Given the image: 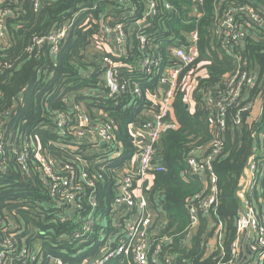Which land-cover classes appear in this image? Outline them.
<instances>
[{
    "label": "trees",
    "instance_id": "1",
    "mask_svg": "<svg viewBox=\"0 0 264 264\" xmlns=\"http://www.w3.org/2000/svg\"><path fill=\"white\" fill-rule=\"evenodd\" d=\"M168 4L171 9L166 10ZM247 5L262 15L260 24L247 17L238 18L247 35L242 49L222 47L218 36L213 34L216 16L228 8ZM143 4H141L142 8ZM0 8H8L6 18V41L0 44V116L2 115L5 145L0 155V241L12 236L21 246L39 247L37 264H47L52 257L68 264H81L101 255L108 246L101 240L114 232L111 217L116 212L113 203L117 180L121 169L138 150L131 135L132 130L142 126L146 116L143 110L150 101L147 95H155L159 85L160 71L150 76L142 75L135 60L142 55L138 49L137 31L132 24L141 17L129 18L130 35L126 36L124 54L114 61L124 60L126 65L118 67V76L138 84L141 95L135 98L124 94L116 99L104 95L101 55L88 54L92 43L101 45V15L111 20L110 24L123 23L122 9L101 0H56L42 2L33 7L32 0H3ZM195 15L190 16L192 11ZM73 20L65 39L56 53L50 46L34 44L51 31ZM127 33V28H124ZM153 49L150 53L162 58V69L173 64L170 50L185 40L184 34H198L199 56L179 74V86L173 101V116L177 127L167 130L161 137L154 155L153 164L162 171L152 172L153 184L144 189L149 209L154 213L150 225V254L162 238L161 250L148 264H218L231 257V245L236 240L235 223L243 202L238 197L240 182L255 152L259 135L264 132V0H160L158 12L142 28ZM181 45V44H180ZM32 51L28 53L27 48ZM238 68L256 72L257 78L251 87H243L242 99L231 104L224 116V128L219 129L215 115L206 104V97L225 89L226 74ZM206 70L202 75L201 71ZM188 96L194 103L188 106ZM73 101H70V99ZM82 105L85 113L94 120H103L102 115L114 121L116 138L121 144L117 158L110 159L104 146L76 142L71 137H61L56 132L52 115L69 112L70 104ZM258 104L257 115L252 109ZM248 105V109L243 108ZM32 142V144H31ZM218 142V152L211 162L216 181L217 204L208 215L198 210L196 225L191 229L190 205L197 206L209 191L208 175L191 174L187 158H201L212 152L213 143ZM28 144L25 169L17 162L16 149ZM35 145V147H31ZM13 146V147H12ZM40 156L48 155L58 165L76 164L84 161V170L94 181V187L86 185L96 202L92 231L76 238L89 207L85 198L82 210L72 219L61 221L62 208L52 200L42 184ZM78 169V167H76ZM264 162H258V170ZM98 176L101 179L98 180ZM259 189L245 194L252 202L258 218L264 221V178H260ZM83 186V185H82ZM196 196H199L196 198ZM78 198V196H77ZM80 199V195H79ZM65 209V206H64ZM212 210V211H213ZM223 226V255L220 260L218 248L207 253L205 243L212 237L211 222ZM191 229V230H190ZM25 241V242H24ZM13 264L15 253L7 256ZM105 264H134L132 257H116Z\"/></svg>",
    "mask_w": 264,
    "mask_h": 264
},
{
    "label": "built area",
    "instance_id": "2",
    "mask_svg": "<svg viewBox=\"0 0 264 264\" xmlns=\"http://www.w3.org/2000/svg\"><path fill=\"white\" fill-rule=\"evenodd\" d=\"M3 0H0V5ZM15 3L18 0H14ZM33 7L38 8L42 2H55L56 0H32ZM116 5L122 9L126 18L123 23L115 25L110 24L111 18H104L101 15L100 30L103 37L101 45L92 43V53L101 55L100 67L103 71L102 85L104 87V95L107 98L116 99L124 94H130L135 98L141 95L139 86L136 82L129 79H122L118 76L117 62L114 58L124 54L126 46V36L130 35L131 26L129 18H136L138 12L141 17L133 21L136 28V38L138 40V49L142 53L135 60L136 67L142 75L150 76L160 71L158 85L159 88L155 94L156 98L148 108L144 109L146 116L142 126L138 129H130L132 137L138 144V150L131 159L121 169L122 173L117 180L116 196L113 203V208L118 212L111 217L114 232L105 236L103 230L100 232L101 240H109L108 246L102 250L99 257L85 260L81 264H105L107 261L116 257H132L134 264H148L149 258L154 256L161 250L160 246L163 242L169 241L168 237H164L155 245L152 254H150V225L152 214L149 212L144 189H148V178L152 176V172L162 171V167L153 164L156 147L162 135L170 129H175V122L172 120L173 101L175 91L179 86L178 78L181 70L192 63L199 56L198 52V34L192 31L185 35V40L181 45H178L170 50L173 64L162 65V58L157 54L150 53L153 49L152 44L143 34L142 28L147 26L149 19L155 16L158 12L160 0H101ZM201 3L203 0H196ZM141 4H143L141 8ZM165 9L171 7L166 4ZM11 14L8 8H0V44L6 41V18ZM247 17L250 21L260 24L262 15L259 11L247 5L235 6L228 8L222 15L216 16L214 22L213 34L218 36L222 47L228 49H242L244 38L247 35L245 28H242L238 18ZM73 20L62 25V27L51 31L42 38L34 39V44L39 46L42 43H47L50 46L51 54L56 53L59 44L65 39ZM127 28V33L124 30ZM112 45V50L106 51L105 47ZM105 46V47H104ZM101 47H104L102 49ZM28 53L32 51L29 47L26 49ZM3 64L0 63V70ZM257 75L255 71L238 68L231 74H226L223 79L225 89L218 91L215 94L206 97V104L210 111L215 115V123L219 129L224 128V116L227 108L242 99L243 87H251L256 81ZM154 95V97H155ZM69 112L57 111L52 115L54 128L59 136L71 137L76 142H85L104 146L105 152H109L108 158H117L121 152V144L116 138L117 127L114 121L108 119L106 115H102L103 120H94L85 113L82 105L70 104ZM246 105L243 110L248 109ZM2 115L7 116L8 112ZM1 115V116H2ZM0 116V155L3 154V146L5 139L3 135V121ZM142 131L143 135L140 141L138 132ZM102 143L104 145H102ZM218 142L213 143L212 152L204 157L195 158L192 154L187 158V165L191 174H196L204 177L208 175L209 193L204 196L197 206L190 205L189 217L191 221V229L196 225L198 218V210L205 216L213 210L217 204V191L215 187L216 178L212 173L211 162L213 157L218 152ZM25 144L22 148L16 149L17 162L25 169L26 157L28 155ZM13 147V146H12ZM35 147V145H31ZM37 161L39 162V171L42 184L46 187L47 192L52 200L57 204L58 208H62L64 216L61 221L64 222L73 218V214L82 210V201L88 203L89 212L83 218L80 232L75 234L76 238H81L92 231L95 223L93 213L96 207V202L92 196V191L87 193L84 185L89 188L94 187V181L89 178L88 173L84 170V161L76 158V164L67 163L58 165L57 162L49 157L40 156L36 153ZM258 162H264V132H262L257 141L255 152L250 156L248 166L244 171V175L240 182V190L238 194L245 196L251 190L259 189L260 178H264V168L258 170ZM78 167V169L76 168ZM101 176H98V180ZM102 180V179H101ZM264 183V182H263ZM83 185V186H82ZM80 195V199H79ZM78 196V198H77ZM199 196H196L198 198ZM242 209L238 212V218L235 223L236 240L231 245V257L226 262L219 261L218 264H264V221L258 218L252 202L245 200ZM65 206V209H64ZM118 206L117 210L115 207ZM213 210V211H212ZM115 220V221H114ZM190 229V230H191ZM213 235L212 240L205 243L207 253H211L218 248L220 252V260L223 253V226L217 221L212 224ZM12 236L0 241V264H13L8 261L7 256L15 253L17 262L23 264H37V251L33 247H24L16 249L17 240H12ZM25 242V241H24ZM47 264H68L60 258L52 257Z\"/></svg>",
    "mask_w": 264,
    "mask_h": 264
},
{
    "label": "crops",
    "instance_id": "3",
    "mask_svg": "<svg viewBox=\"0 0 264 264\" xmlns=\"http://www.w3.org/2000/svg\"><path fill=\"white\" fill-rule=\"evenodd\" d=\"M195 13H196V11L194 10V11H192L191 13H190V16H193V15H195ZM186 34H184V36H185ZM184 42V40L182 41V42H179V45L180 44H182ZM105 47V46H104ZM104 47H101L102 49H104ZM105 49H106V51H109V50H112V45H108V46H106L105 47ZM173 49V48H172ZM92 51V49H90V50H88V54H90V53H92L91 52ZM118 64H117V67H118V65H119V67H121L122 65H126V62L124 61V60H119V62H117ZM157 93V92H156ZM158 93H159V91H158ZM157 93V94H158ZM147 98H148V100L149 101H154L155 100V98H156V95H155V97H154V95H147ZM72 99V98H71ZM70 99V101H72ZM190 104V103H189ZM189 104H188V107H189ZM172 120L175 122V125H176V127H177V124H176V121H175V119H174V116H173V112H172ZM138 139H139V141L141 140V137H142V135H143V132L142 131H139L138 133ZM152 184H153V177L152 176H150V178H148V182H147V186L150 188L151 186H152ZM149 212L152 214V217L154 216V213L149 209ZM115 221V220H114ZM210 240H212V238L210 239ZM107 242H109V240H107Z\"/></svg>",
    "mask_w": 264,
    "mask_h": 264
},
{
    "label": "rangeland",
    "instance_id": "4",
    "mask_svg": "<svg viewBox=\"0 0 264 264\" xmlns=\"http://www.w3.org/2000/svg\"><path fill=\"white\" fill-rule=\"evenodd\" d=\"M203 72L205 73L206 72V70H204V71H201L200 73H199V75H202L203 74ZM72 101H73V99H71ZM74 102V101H73ZM190 103V104H189ZM73 104V103H72ZM188 104H189V109L190 110H193V108H194V103L192 102V100H191V96H188ZM257 106H259L258 104H255L254 105V107H253V109H252V116H256L257 115V110H258V107ZM85 109V108H84ZM31 144H32V142H31ZM212 222H211V226H212ZM39 249V247H37V245L35 244L34 246H33V250L36 252L37 250Z\"/></svg>",
    "mask_w": 264,
    "mask_h": 264
},
{
    "label": "water",
    "instance_id": "5",
    "mask_svg": "<svg viewBox=\"0 0 264 264\" xmlns=\"http://www.w3.org/2000/svg\"><path fill=\"white\" fill-rule=\"evenodd\" d=\"M186 107H188V106H186ZM137 141H139V139H137ZM102 145H104V144L102 143ZM238 197L241 199V201L244 200V196H243L242 194H238ZM115 208H116L117 210L119 209L118 206H116Z\"/></svg>",
    "mask_w": 264,
    "mask_h": 264
}]
</instances>
